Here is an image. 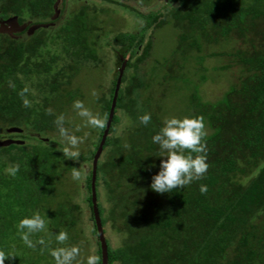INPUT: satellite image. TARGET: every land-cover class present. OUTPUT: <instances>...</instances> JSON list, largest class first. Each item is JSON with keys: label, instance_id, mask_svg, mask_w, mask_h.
I'll return each mask as SVG.
<instances>
[{"label": "trees", "instance_id": "1", "mask_svg": "<svg viewBox=\"0 0 264 264\" xmlns=\"http://www.w3.org/2000/svg\"><path fill=\"white\" fill-rule=\"evenodd\" d=\"M153 1L0 0V29L12 28L0 33V249L14 248L17 256L5 264H54L48 252L61 246L81 251L83 205L101 264L91 170L118 71L97 98L105 126L89 130L79 160L64 158L53 120L63 114L65 127L77 129L67 120L68 107L81 100L75 79L99 69L109 52L120 66L117 53L130 55L96 165L107 264H264V0H161L158 8ZM129 3L145 8L138 12ZM99 5L130 10L143 27L102 35L95 16L109 9ZM164 26L176 31L175 48L148 62L154 33ZM211 59L218 66L205 68ZM217 79H224V90L204 101L200 85ZM184 89L180 117L204 118L209 167L204 178L160 194L149 187L161 159L151 136L171 116L166 103ZM145 113L152 117L148 126L138 119ZM13 165L19 171L10 176L5 169ZM73 167L82 173L79 181L71 178ZM66 184L73 187L70 194L63 191ZM201 184L207 185L204 194ZM34 212L45 228L31 236L36 248L29 249L15 225ZM59 231L69 236L63 245L55 241Z\"/></svg>", "mask_w": 264, "mask_h": 264}, {"label": "clouds", "instance_id": "2", "mask_svg": "<svg viewBox=\"0 0 264 264\" xmlns=\"http://www.w3.org/2000/svg\"><path fill=\"white\" fill-rule=\"evenodd\" d=\"M25 92L27 89L21 90L19 94L23 97ZM92 95H96L95 90L92 91ZM23 104L28 107L29 101L24 99ZM72 108L76 115L81 118L85 127L93 130L104 128L105 120L98 114H94L85 106L83 101H73ZM47 113L51 115L52 110L48 109ZM138 119L141 125L148 126L152 117L149 113H145ZM53 123L63 140L62 153L64 158L73 161L79 160L81 156L80 145L84 143L87 134L77 136L71 132L65 127L63 114L55 116ZM76 131H80V129L77 128ZM206 135L205 122L202 116L165 117L159 129L151 136V142L158 146V157L161 159L158 172L151 177L150 189L160 194L170 193L173 190L185 188L193 181L204 178L209 167L204 141ZM18 171L19 165L5 169V172L10 176H15ZM81 175L82 173L78 168H72L71 178L73 181H79ZM207 190V185H199L201 194L206 193ZM15 228L23 244L29 249H35L36 243L33 242L31 236L45 228V220L39 213L34 212L30 216L22 217ZM68 238L66 231L55 233V241L59 245H63ZM37 243L44 245L43 240H39ZM41 250L43 251V248ZM48 254L52 257L54 264H100V257L96 254H89L83 261H78L80 248L76 245L52 248ZM12 257H17L14 248L0 249V264H5V261Z\"/></svg>", "mask_w": 264, "mask_h": 264}, {"label": "rangeland", "instance_id": "3", "mask_svg": "<svg viewBox=\"0 0 264 264\" xmlns=\"http://www.w3.org/2000/svg\"><path fill=\"white\" fill-rule=\"evenodd\" d=\"M160 1L161 0H154L151 7H156L160 3ZM88 5L91 6V3H89ZM129 5L133 8H136L138 12H143L145 8H138V6L134 3H129ZM100 7L101 9H109L108 11L106 10V12L104 13L100 12L95 16V21H97V28L99 27L98 31L99 33H102V35L111 34L114 31H128L131 33H139L140 29L143 27L142 19L136 17L135 14L131 13L130 10V12L125 11L124 13L120 11L122 9H110V5H101ZM156 8H158V6ZM9 29L12 28L9 26ZM145 37L147 38L148 36L146 35ZM176 43V31L171 26H164L158 29L154 33L153 49L151 53L152 58H149L148 62H152L155 59L160 60L162 58L168 57L174 50ZM106 52L108 53V51ZM125 55L128 58L130 54L128 52H125ZM105 59L106 61L100 65L99 69H94L91 71H81V73L75 79L76 85L80 89L81 101H83L85 106L88 107L94 114H98L97 98H99L102 93L106 92L109 82L114 78L115 72L120 68V63H118L116 57L112 52H109ZM218 64L219 63L213 59L208 61L206 60L203 63L204 67L208 69L216 67L218 66ZM207 74L210 76L211 72L206 73V75ZM224 88V79H217L216 81L206 80L200 85L199 93L204 101H214L221 95ZM93 90H95L96 92L95 96L92 95ZM187 95L188 92L186 89L175 92L173 97H171V99L166 103L167 109L170 110L168 111V116L171 115L180 117L182 115V112L186 106ZM68 108L69 117L67 118V120L71 124L75 125V127L80 129L81 135L87 134L86 137L89 136L90 128L84 126L81 118L76 115L75 110L72 107ZM70 131L73 133L78 132L76 131V129H70ZM84 147H86L85 142L80 145L81 154L85 152ZM63 188V191H66V193L70 194L73 187L70 184H66L65 186H63ZM60 198H62V196ZM82 213L83 217L80 218L78 226V231L81 238V242H79L81 251L80 256L78 257V261H83L89 254H94L95 250V240L90 236V223L88 221V214H86L87 209L84 205L82 207ZM80 230H82V232H80ZM108 233L112 245L114 247L119 246L121 244L119 241L120 239L116 235H113L111 232Z\"/></svg>", "mask_w": 264, "mask_h": 264}, {"label": "water", "instance_id": "4", "mask_svg": "<svg viewBox=\"0 0 264 264\" xmlns=\"http://www.w3.org/2000/svg\"><path fill=\"white\" fill-rule=\"evenodd\" d=\"M11 29L9 28H3L0 29V33H5V32H10ZM117 56L119 58V60L121 61V66L118 69V78H117V82H116V87H115V92H114V96L112 99V105L109 111V115H108V119L106 122V126H105V130L103 132L102 135V139L99 143V146L97 148V151L95 152L93 161H92V176H91V201H92V210H93V215H94V221L96 224V229H97V233H98V239L100 242V248H101V264H107V245H106V241L104 238V234L101 228V222H100V218H99V214H98V209L96 206V192H95V175H96V165H97V161L101 155L102 152V148L104 145V142L106 140V137L108 135V131H109V127L114 115V109H115V101H116V96H117V91L119 89L120 86V82H121V77L122 74L125 70V66H126V62H127V58H123V56L119 53H117Z\"/></svg>", "mask_w": 264, "mask_h": 264}, {"label": "flooded vegetation", "instance_id": "5", "mask_svg": "<svg viewBox=\"0 0 264 264\" xmlns=\"http://www.w3.org/2000/svg\"><path fill=\"white\" fill-rule=\"evenodd\" d=\"M12 30V29H11Z\"/></svg>", "mask_w": 264, "mask_h": 264}]
</instances>
